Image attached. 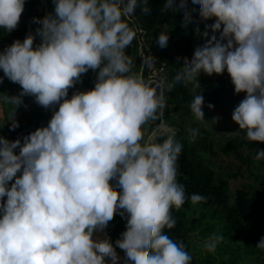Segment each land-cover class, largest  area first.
<instances>
[{"label": "clouds", "instance_id": "1", "mask_svg": "<svg viewBox=\"0 0 264 264\" xmlns=\"http://www.w3.org/2000/svg\"><path fill=\"white\" fill-rule=\"evenodd\" d=\"M51 2V11L32 18L34 32L0 50V83L20 86L16 95L0 92L9 130L19 127L24 97L52 113L22 138L0 135V264H121L117 247L123 264H192L184 241L166 230L177 223L173 210L207 197L189 196L177 179L183 143L165 120L166 93L178 84L195 91L201 73L227 72L234 94H245L232 112L233 135L264 142V0H163L161 13L182 12L181 26L194 24L204 40L191 58L177 57L171 81L150 51L139 62L128 53L143 34L137 13L149 15L150 0ZM25 3L0 0L4 33L17 29ZM169 31L163 25L159 48L168 46ZM89 71L94 86L69 96ZM203 107L196 93L189 110L197 122L207 120ZM187 132L194 143L199 127ZM253 159L264 160V150ZM117 214L126 225L115 244L94 236ZM224 239L213 232L202 249L214 254ZM255 247L264 252V237Z\"/></svg>", "mask_w": 264, "mask_h": 264}, {"label": "trees", "instance_id": "2", "mask_svg": "<svg viewBox=\"0 0 264 264\" xmlns=\"http://www.w3.org/2000/svg\"><path fill=\"white\" fill-rule=\"evenodd\" d=\"M41 0H26L19 25L11 33L0 29V50L10 45L15 39L23 40L29 31L37 27L32 23L33 17L44 16L53 9L51 0H45L44 12H39ZM163 0H150L151 13L147 16L137 13L136 23L143 29V34L137 37L129 55L139 62V54L144 51L155 55L158 59L157 68H162L163 74L171 81L175 71L177 57L191 58L194 48L204 40L198 37L193 28L181 26L183 13H161ZM191 6V5H190ZM198 18V13H193ZM212 21H208L211 23ZM167 24L169 44L161 49L156 44V37ZM201 31L204 25H199ZM182 63V60H181ZM0 76H3L0 70ZM94 73L89 71L83 77V83H78L75 89H70L69 96L76 89L86 90L94 86ZM201 87L195 89L191 85L184 87L176 85L172 92L167 93L168 107L165 111L166 122L177 131V139L183 143V151L178 160V181L185 186L186 193L201 194L207 197L205 203L191 205L186 202L179 211L173 210L177 223L167 234L175 240H182L193 255L192 264H264V252L255 247L261 237H264V160L255 161L253 157L257 149L264 150V142H249L245 134L233 135L239 126L231 119L235 106L244 98V93L234 94V86L227 72L223 75H200ZM20 86L11 83L7 78L0 83V92L16 95ZM204 96V122L193 119L189 103L196 93ZM29 111L15 118L19 127L10 131L7 123L10 106H2L3 116L0 117V135L13 139L15 134L33 131L46 125L51 117V111L42 110L31 97H24ZM211 103L214 108L209 109ZM24 107L17 109L16 114ZM219 117L217 123L212 119ZM199 127V135L194 143L188 140V128ZM229 132V133H227ZM231 158L244 166L250 181L231 190L230 178L234 174L225 166L220 156ZM126 221L119 215L109 223L106 235L115 244V240L125 230ZM213 232L223 234L225 239L217 247L214 254L202 249V243ZM123 264L124 252L117 247Z\"/></svg>", "mask_w": 264, "mask_h": 264}, {"label": "rangeland", "instance_id": "3", "mask_svg": "<svg viewBox=\"0 0 264 264\" xmlns=\"http://www.w3.org/2000/svg\"><path fill=\"white\" fill-rule=\"evenodd\" d=\"M41 2L44 3V5H45V0H41ZM42 3H40V6H39V12L40 13L44 12V7H43L44 5H42ZM41 17H43V15ZM162 75L165 76V74H162ZM0 108H2V106H0ZM2 110H3V108H2ZM42 110H44V109L42 108ZM28 111H29L28 107L23 108L20 112H18L16 114V116H18V115L23 116ZM29 132L30 131H25V133H23V134H15V135H13L12 140H14L18 137L22 138L24 135H27ZM227 133H229V132H227ZM218 160L225 162V163H223V165H225L234 174V176L230 178V187H231L232 191L235 190L236 188L240 187V185L242 183H247L250 181V178H249L247 172L244 170V166H242V168H241V166L239 165L238 162L234 161L231 158L224 157L222 155L220 156V158ZM105 235H106V232H103V233L98 232V233L94 234V236L99 237V238H104Z\"/></svg>", "mask_w": 264, "mask_h": 264}, {"label": "built area", "instance_id": "4", "mask_svg": "<svg viewBox=\"0 0 264 264\" xmlns=\"http://www.w3.org/2000/svg\"><path fill=\"white\" fill-rule=\"evenodd\" d=\"M42 3V2H41ZM42 5H44V3H42ZM159 71H161V73L163 74V70L162 68H157Z\"/></svg>", "mask_w": 264, "mask_h": 264}, {"label": "crops", "instance_id": "5", "mask_svg": "<svg viewBox=\"0 0 264 264\" xmlns=\"http://www.w3.org/2000/svg\"><path fill=\"white\" fill-rule=\"evenodd\" d=\"M107 236V235H106ZM118 253V252H117ZM119 254V256H121V254L120 253H118Z\"/></svg>", "mask_w": 264, "mask_h": 264}]
</instances>
